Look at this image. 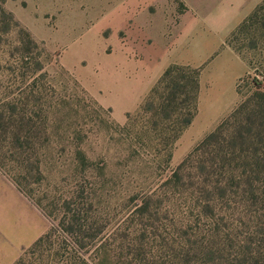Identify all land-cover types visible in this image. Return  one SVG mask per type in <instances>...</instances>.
<instances>
[{
	"label": "rangeland",
	"instance_id": "rangeland-1",
	"mask_svg": "<svg viewBox=\"0 0 264 264\" xmlns=\"http://www.w3.org/2000/svg\"><path fill=\"white\" fill-rule=\"evenodd\" d=\"M261 5L0 0V264H46V243L29 249L49 231L64 239L52 230L64 198L104 223L126 220L257 99L264 10L248 18Z\"/></svg>",
	"mask_w": 264,
	"mask_h": 264
},
{
	"label": "trees",
	"instance_id": "trees-1",
	"mask_svg": "<svg viewBox=\"0 0 264 264\" xmlns=\"http://www.w3.org/2000/svg\"><path fill=\"white\" fill-rule=\"evenodd\" d=\"M73 198L52 226L64 239L50 242L49 231L29 249L46 243V264H264V92L223 119L126 220L104 223Z\"/></svg>",
	"mask_w": 264,
	"mask_h": 264
}]
</instances>
